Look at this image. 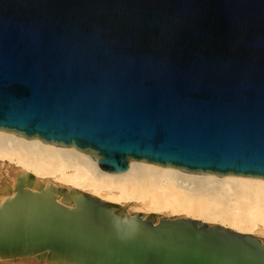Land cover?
I'll return each instance as SVG.
<instances>
[{
	"label": "water",
	"instance_id": "obj_1",
	"mask_svg": "<svg viewBox=\"0 0 264 264\" xmlns=\"http://www.w3.org/2000/svg\"><path fill=\"white\" fill-rule=\"evenodd\" d=\"M0 130L111 173L135 160L264 180V0H0ZM152 217L174 247L122 245L111 264H264L255 235Z\"/></svg>",
	"mask_w": 264,
	"mask_h": 264
},
{
	"label": "bare ground",
	"instance_id": "obj_2",
	"mask_svg": "<svg viewBox=\"0 0 264 264\" xmlns=\"http://www.w3.org/2000/svg\"><path fill=\"white\" fill-rule=\"evenodd\" d=\"M0 162L14 165L12 177L0 183V262L111 264L124 254L122 245L135 252L174 247L171 229L148 227L141 219L148 213L154 224L158 213L189 218L199 227L264 234L263 179L220 178L135 160L127 171L111 173L91 153L4 130ZM85 193L101 204L86 203ZM52 240L65 253L41 247ZM126 259L138 261L131 254Z\"/></svg>",
	"mask_w": 264,
	"mask_h": 264
},
{
	"label": "rangeland",
	"instance_id": "obj_3",
	"mask_svg": "<svg viewBox=\"0 0 264 264\" xmlns=\"http://www.w3.org/2000/svg\"><path fill=\"white\" fill-rule=\"evenodd\" d=\"M12 164H10L9 162H0V183L2 181H8L10 179V177H12L11 175V168H12ZM86 196H93L91 194H88V193H85ZM152 213H148V215L145 217V218H142L143 220H146ZM154 215L155 216V219L156 220H159L161 219L162 217L163 218H171L173 216H169L167 214H158V213H155ZM257 237L259 238H262L264 239V234L261 233V234H258ZM38 260H35V261H27V262H20V263H14V262H11V263H6V262H0V264H47L44 260L43 261H38Z\"/></svg>",
	"mask_w": 264,
	"mask_h": 264
}]
</instances>
